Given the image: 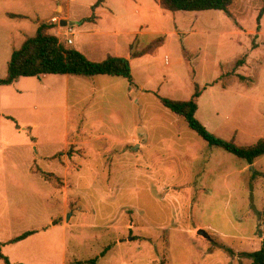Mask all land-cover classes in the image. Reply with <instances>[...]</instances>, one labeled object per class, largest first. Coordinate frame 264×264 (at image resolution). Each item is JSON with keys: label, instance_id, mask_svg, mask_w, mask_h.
Here are the masks:
<instances>
[{"label": "rangeland", "instance_id": "rangeland-1", "mask_svg": "<svg viewBox=\"0 0 264 264\" xmlns=\"http://www.w3.org/2000/svg\"><path fill=\"white\" fill-rule=\"evenodd\" d=\"M96 1L0 0V78L36 35L34 20L65 15L76 24H55L64 44L93 61L126 57L134 78L27 76L0 87L3 252L14 264H251L246 253L264 238V155L250 164L210 145L160 98L187 101L198 88L210 132L242 146L264 138L263 0H236L231 16L107 0L83 23ZM8 13L29 15L26 31Z\"/></svg>", "mask_w": 264, "mask_h": 264}, {"label": "trees", "instance_id": "trees-1", "mask_svg": "<svg viewBox=\"0 0 264 264\" xmlns=\"http://www.w3.org/2000/svg\"><path fill=\"white\" fill-rule=\"evenodd\" d=\"M236 0H159L160 6L168 11H204L222 10L230 13V7ZM106 0H97L92 5V16L83 19L85 22H96L98 19L97 9L105 4ZM10 18H25L24 15L9 13ZM264 16L263 6L257 17V30L261 31V20ZM54 27L53 23L41 22L35 36H29L22 43L20 48L13 50L11 59L8 62L7 75L0 78V86H12L21 77L37 76L42 78L45 75H110L127 78L133 83V69L130 59L122 56L108 55L102 61L89 59L82 51L75 47L64 44L60 38L49 32ZM149 47L141 53H134V56L147 53ZM240 64V63H239ZM243 78V77H242ZM202 96L200 89H196L192 98L187 101L160 98L164 106L173 112L183 116L191 129L197 132L210 145L219 146L226 151L237 155L253 164L257 158L264 155V138L250 146H242L234 140H226L217 137L197 118L199 110V99ZM20 128L19 125H17ZM35 140V138H33ZM36 230H29L11 239L9 243H18L36 233ZM4 243L0 242V259L5 264H14L10 257L3 252ZM252 258L251 264H264V238L259 250L246 253ZM96 263V259L91 261Z\"/></svg>", "mask_w": 264, "mask_h": 264}, {"label": "crops", "instance_id": "crops-1", "mask_svg": "<svg viewBox=\"0 0 264 264\" xmlns=\"http://www.w3.org/2000/svg\"><path fill=\"white\" fill-rule=\"evenodd\" d=\"M106 2H107V0H106ZM105 2V3H106ZM105 5V4H104ZM103 5V6H104ZM102 7V6H101ZM159 8H162L161 6H160V4H159V0H155V6H151V5H149L148 6V8H147V11H156V12H158V10H159ZM162 10H165V9H163L162 8ZM161 13H163L164 11H160ZM9 14V13H8ZM8 14H7V16H8ZM15 14H17V13H15ZM19 15H24V14H19ZM25 16V18H13V19H15V20H19V21H23L22 23H19L21 26V28H20V31H26V29L24 28V27H27V25H25V21H27V20H29V15H24ZM9 17V16H8ZM60 17V20L62 19V18H66V19H71L70 17L71 16H69V15H65V16H59ZM54 18V16L50 19V20H48V21H46V22H49V23H51V21H52V19ZM34 21H37L38 23H39V25L41 24V22H43V21H45V20H43L42 18H40V17H38L36 20H34ZM55 24L56 23H53V25H54V27L52 28V29H50L49 30V32L50 33H52V34H55L54 32H55V30L57 29V27H55ZM139 27H142V29L144 28V26H141V24H137ZM138 31H136V33H137ZM141 32V31H140ZM138 34H139V32H138ZM25 40H26V38H24ZM24 40V41H25ZM16 48V47H15ZM78 50H80V48H77ZM80 51H82V50H80ZM48 76H50V75H45V76H43V78L44 79H46ZM67 78H70V75H68L67 76ZM19 82V81H18ZM17 83V82H16ZM14 86H15V83L13 84ZM0 87H4V86H0ZM1 116V115H0Z\"/></svg>", "mask_w": 264, "mask_h": 264}, {"label": "water", "instance_id": "water-1", "mask_svg": "<svg viewBox=\"0 0 264 264\" xmlns=\"http://www.w3.org/2000/svg\"><path fill=\"white\" fill-rule=\"evenodd\" d=\"M75 24H76V22L73 21V20H69V19H61V20H60V25H61V26H64V27H72V26H74ZM71 215H72V214H69V215H68V218H67L68 221L70 220ZM198 233L201 234V235H203V236H205V237H207V238H210L209 233H208L205 229H199V230H198Z\"/></svg>", "mask_w": 264, "mask_h": 264}, {"label": "built area", "instance_id": "built-area-1", "mask_svg": "<svg viewBox=\"0 0 264 264\" xmlns=\"http://www.w3.org/2000/svg\"><path fill=\"white\" fill-rule=\"evenodd\" d=\"M59 20H60V19H57V17H55V18L52 19V21L55 22V23H58ZM70 29H71V28H70ZM73 32H74V30H72V29H71V32H69V31L67 32V34H69V35L67 36L68 38H66V39H67V40H66V43H67L68 45L73 44V39L70 37V36L72 35ZM57 36H58V35H57Z\"/></svg>", "mask_w": 264, "mask_h": 264}]
</instances>
